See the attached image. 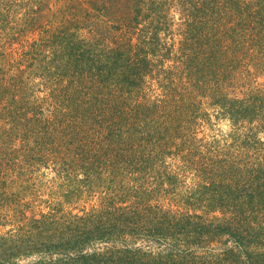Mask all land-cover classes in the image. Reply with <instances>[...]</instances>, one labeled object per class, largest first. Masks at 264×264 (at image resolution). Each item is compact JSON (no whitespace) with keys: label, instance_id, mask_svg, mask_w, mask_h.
<instances>
[{"label":"trees","instance_id":"1","mask_svg":"<svg viewBox=\"0 0 264 264\" xmlns=\"http://www.w3.org/2000/svg\"><path fill=\"white\" fill-rule=\"evenodd\" d=\"M62 1L0 0L1 176L6 174L9 181L20 178L30 188L42 184V147L49 146L52 152L59 146L64 148L60 142L70 131L72 119L69 123L62 121L66 117L63 112L82 117L69 134L74 139L71 151L75 156L72 160H55L59 166L52 185L45 187L59 202L41 201L46 208L29 216L37 206L30 201L7 204L0 195V233L5 229L0 235V264H264V140L259 137H264V117L260 115L264 98L250 105L241 88L250 89L249 77L245 80L248 83H242L240 69L234 77L227 76L239 60L231 55L232 28L222 24V19L226 10L234 12L238 3L156 0L149 12L154 20L150 27L144 24L138 32L134 29L138 20L135 7L143 0H88L83 13L91 18L92 32L84 40L68 36L73 27L80 28L79 12L69 5L77 0H65L60 10L54 11ZM215 5L224 11H215ZM172 7L182 9L177 14L179 22L175 21ZM66 10L75 17L71 23L62 22ZM159 10L168 17L169 24L162 21ZM115 11L120 12L121 25L115 36L111 32L107 37L108 45L99 34H104L106 24L102 17ZM133 29L139 34L136 45L131 38ZM38 37L45 45L37 42ZM122 37L125 42L119 44ZM49 53L66 59L73 67L76 85L72 95L79 96L81 85L86 91V96L77 98L79 102L69 99L56 107L62 118L54 116V124L38 119L39 112L23 110L21 96L22 112L16 113L11 105L12 95L23 91L18 85L23 63L35 68ZM5 54L20 57V62L15 66L6 64ZM170 62L177 71L169 73L170 69L163 68V63ZM8 68L16 70L9 80L3 74ZM154 71L158 82L152 79ZM231 78L240 86L237 93L241 98H223L209 90L218 85L217 80L228 84ZM151 81L156 83L160 99L163 94L170 99L171 95L187 97L181 107H176L169 126L182 128L190 111L208 125L210 119H206L200 100L208 97L213 99L208 103L221 113L217 117L231 123L230 133L219 137L205 136L202 125L197 123V131L192 132L199 145L195 150L208 161L196 168V179L191 182L185 177L187 170L165 163L162 158L171 152L164 147H158L157 160L154 151L136 155L130 150L121 152L113 144L123 135L128 121L125 111L128 118L153 120L150 104L158 105V101H151ZM159 102L163 107V100ZM253 123L256 128L250 127ZM100 125L107 137L104 149L100 143L85 150L82 142L88 131L95 135ZM40 130L45 131L44 136ZM122 138L127 139V144L136 140L128 133ZM229 148L247 155L252 162L229 157ZM193 154L194 150L188 151L181 159L185 161ZM92 168L96 173L89 172ZM211 169H219V173L210 179L199 176ZM79 173H83L82 178H78ZM0 183V193L9 189L6 180ZM97 190L100 201L89 210L83 208L75 214L63 210V204L71 203L66 201L69 195L80 197L86 192L91 197ZM31 257L35 258L22 262Z\"/></svg>","mask_w":264,"mask_h":264},{"label":"rangeland","instance_id":"2","mask_svg":"<svg viewBox=\"0 0 264 264\" xmlns=\"http://www.w3.org/2000/svg\"><path fill=\"white\" fill-rule=\"evenodd\" d=\"M238 5L235 7V11L232 12L230 10H226L225 14V20L222 19V24L226 23L227 25L232 28V34H231V46L230 48H234V52L231 54L233 58L239 60L236 66L231 69V73H229L227 76L234 77L236 73H238L240 69V75L243 79L242 83H248L245 80L247 79V76L249 77L251 81V87L250 89L247 87H241L245 89V92H242L244 94L243 97H246L247 102L252 105L255 101H260L261 98H264V0H233ZM153 2H156V0H143L137 7H135V14L137 12L138 14V20L137 25H134V29L139 32V30L142 29V26L144 24H148V27H150L152 21L154 20V15L150 14V10L153 7ZM65 3V0L60 2L57 7L54 8V11L60 10V6ZM70 8L74 10H78L79 12V24H77V27H80L79 29H76L73 27V29L70 30L68 33V36L75 37L78 39H84L87 40L91 36L89 35L90 32H92V29L90 28L91 21L89 15L84 14V8L88 5V0H77V3H69ZM221 5V1L219 3V6ZM239 5L240 8L239 9ZM217 12H222L224 9L222 7H218L215 5ZM156 7V6H155ZM125 9V8H124ZM171 11L175 12V21L179 22V17L177 14L181 12V8L176 10L175 7H172L170 9ZM112 13L108 16H103L102 18L106 22L104 25V34L99 33L102 37H104V41L110 44L109 40L107 39L108 36H110L111 32H113V35L117 33V29L120 28L121 21L118 18V13ZM159 16L162 19L163 22H166L169 24V19H167L164 16V13L159 10ZM67 15L64 16L62 22L71 23L72 20L75 19L72 18L70 15L72 12H69L66 10ZM81 13V14H80ZM134 16V14H133ZM209 20V19H206ZM76 23H73V26H75ZM171 24V23H170ZM133 29V35L131 38H133L132 42L138 44L139 41H137V38H139V34ZM164 37V36H163ZM67 40V39H66ZM28 42H31L30 40H27ZM82 41V40H81ZM37 42L41 45H45V43L42 42V37H38ZM124 38H120L119 44L124 43ZM24 46L26 45V40L23 41ZM39 49V48H38ZM26 50V48H25ZM22 56L24 57L23 60L26 58L25 51L21 52ZM25 54V55H23ZM8 54H5L4 62L6 64H12L16 65V63L20 62L19 58L14 56H7ZM26 68L22 65L21 70L22 73L18 72V74L21 76V80L18 83L19 87H23V91L18 94H13L11 97V105L14 111H19L20 103H24L23 110L26 112H35L39 114H36L38 116V119L44 120L47 119L50 121L51 124H54V116H58L59 120H61V113L59 112L56 107H62L63 104L66 103L67 100L73 99L78 101L79 96H86V91L84 88V85H81V91L79 93V96H73L72 95V89L76 85V82L72 79L73 74V67H71L66 59H57L56 56H51V54H46L45 58H43L41 65H35V68L30 66L27 63H23ZM173 62H170L168 64L163 63V68L169 70L170 72L177 71V69H172L171 66H173ZM174 68V67H173ZM8 71H3L4 76L9 80L12 78L13 74L16 72V70H10L9 68L6 69ZM154 70V68H152ZM153 74V80L158 82V79H155L158 75L152 72ZM162 75H160L161 77ZM2 77V76H1ZM159 77V78H160ZM163 78V77H162ZM208 80H212V77H209ZM152 82V81H151ZM221 79L217 80L218 85H214L213 89L212 87L209 88L211 90V93L214 94H220L223 96V98H232L235 96H238L241 98V95H239L237 92V88L239 89L240 86H236L235 78H231V83H221ZM221 83V84H220ZM152 87V102L158 101V105H151L150 108L152 111V118L153 120H146L141 121L139 119H134V117L128 118L126 115V111L124 112V117L127 118V123L124 125L122 129L123 135L122 137L128 133L131 136H135L136 140H133L134 142L132 144H127L123 141V138L116 140L113 144L117 146V149L121 152H126L130 150L131 153H134L136 155H139L141 151L143 153H147V151H154L155 156L158 157L157 149L158 147H164L166 148V151H170L171 153H168L164 155L162 159H165V163L167 164H175L173 168H178V170H187L186 172V179L188 181H192V179H196L197 173L196 168L208 159L202 155L200 151H196L195 149L199 148L198 140H196V136L194 137V133H192L194 130L197 131V123L199 122L202 125L201 130H203L204 135L207 137H219L223 134H228L231 131V123L226 120L224 117H217L220 116L221 113L217 112L215 108L211 106L210 103H212L213 99L203 98L202 100V109H205L207 116L206 119H210L208 125L205 123H202V120L198 121V118L196 116V113L190 111L185 115L186 121L183 122V127L175 129V124L173 126H169L171 122H173L175 117H172L175 115L174 111L177 106L181 107V104L184 100H187V97L180 96L175 97V95H171V99L167 95H162L163 98L160 99L158 97L157 92V85L155 82L151 83ZM2 88L0 87V93L2 92ZM240 90V89H239ZM175 93H179V91H174ZM171 91V93H174ZM246 93V95H245ZM147 94H149V100H150V93L147 90ZM20 96L22 97V101L20 102ZM117 96V93H116ZM18 99V100H17ZM17 100V101H16ZM160 100H163V107L160 104ZM79 102V101H78ZM210 102V103H208ZM218 102V101H217ZM264 103V102H263ZM185 106V104L183 105ZM198 104L194 105V108H196ZM5 112V111H4ZM28 112V113H29ZM63 112V111H62ZM27 113V114H28ZM66 117L62 118V121H67L69 123L70 118V125L71 127H74L76 125V122L82 117H71L72 114L69 112H63ZM168 113H171L172 115L168 116ZM26 114V115H27ZM263 114L264 117V105L263 109L261 110V114ZM33 115V114H29ZM111 112L107 113V117H110ZM89 116L87 115V118ZM1 118V116H0ZM85 119V123L88 124L87 120ZM170 120V122L168 121ZM187 122L189 126L187 125ZM151 123V124H150ZM0 121V126H1ZM69 125V126H70ZM57 127V129L60 128L58 124L54 125ZM70 127V131L66 134V137L62 138L60 144H64V148H61L60 146L55 150L51 151L50 148L42 147V155H43V166L40 168V173H43L45 175L42 178V184H37L36 186H32L30 188L29 185L24 184L20 178H16L17 180L9 179L7 178V175L5 174L3 177L0 173V182L4 179L6 180V183L9 186V189L3 193H0V195H3L5 198L7 204L10 202H15L16 204L22 205V204H28V201H30L31 205L37 206L30 214H34L35 212L38 213V211L46 208V205L43 204L41 201L50 200L53 202H59V198L52 196L50 192L45 188L48 186V189L51 187L52 179L55 176V168H57L59 165L55 164V160H61L63 158H67L69 160H72V158L75 156L73 152L71 151L74 143H73V137H69V134L72 130ZM118 127V126H117ZM250 127L253 128L256 126L253 124H250ZM169 129L167 132L166 130ZM51 131V130H50ZM39 134H45V131L40 130ZM91 135V131H88L87 136L85 137V142H82V145L85 150L90 148L91 146H97L100 143V146L102 147L101 150L104 149V141L107 140V137L103 133V126H98L95 129V135ZM220 134V135H219ZM158 135L161 137H158ZM102 138H100V137ZM203 137V136H202ZM261 140H264L263 135L259 136ZM67 138V139H66ZM82 138V135L79 136V139ZM46 143V142H45ZM66 143L68 148L66 147ZM46 146V145H44ZM148 146V147H145ZM152 146L153 149H150ZM65 149H68L65 150ZM227 147H223V150L227 151ZM230 149V148H229ZM194 150V154L187 157V160L183 161L181 159V156L183 154H186L188 151ZM148 151V152H149ZM115 151H112L110 153H114ZM46 153L48 155H46ZM178 153L180 157L174 156L173 154ZM259 154L260 150H258ZM234 157V158H240V162L243 163H249L251 160L247 155L242 156L240 152L237 150L234 152V149H230V153H226ZM90 155H87V158H89ZM189 159V160H188ZM92 158H90L89 164L92 162ZM252 162V161H251ZM160 163V162H159ZM158 163V164H159ZM88 164V165H89ZM250 164V163H249ZM239 165V164H237ZM242 166V165H241ZM208 168V166H206ZM1 171V170H0ZM90 173H96L94 171V168H92ZM219 173V169H211L207 172H201L199 173V176L202 178H211L216 176ZM202 174V175H201ZM78 178H82L83 173H79ZM1 177L3 179H1ZM95 179L98 178L96 174L93 176ZM0 187H3V185L0 183ZM28 187L27 192H25V188ZM71 197H73L71 199ZM58 198V199H57ZM68 201L71 200V203L63 204V210L67 211V213L75 214L78 210H82L83 208H86V210H89L91 206L97 205L98 201H100V191L97 190L95 194H93L91 197L86 192L80 195L78 197L76 194L69 195ZM64 201V200H63ZM76 204V205H75ZM60 215V214H59ZM5 233V229H2L0 235ZM35 257L26 258L22 262H27L29 260L34 259Z\"/></svg>","mask_w":264,"mask_h":264}]
</instances>
